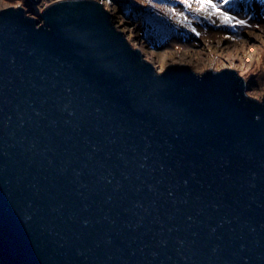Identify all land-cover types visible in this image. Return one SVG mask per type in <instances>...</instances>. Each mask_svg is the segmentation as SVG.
I'll list each match as a JSON object with an SVG mask.
<instances>
[{
    "label": "water",
    "instance_id": "water-1",
    "mask_svg": "<svg viewBox=\"0 0 264 264\" xmlns=\"http://www.w3.org/2000/svg\"><path fill=\"white\" fill-rule=\"evenodd\" d=\"M39 17L0 8V264H264V97L106 0Z\"/></svg>",
    "mask_w": 264,
    "mask_h": 264
},
{
    "label": "rangeland",
    "instance_id": "rangeland-1",
    "mask_svg": "<svg viewBox=\"0 0 264 264\" xmlns=\"http://www.w3.org/2000/svg\"><path fill=\"white\" fill-rule=\"evenodd\" d=\"M55 1L58 0H36L32 10L39 17L45 7ZM170 1L173 4H159L166 12V16H159L169 22L166 25L169 29L160 30V40L153 43L143 39L134 22L128 21L111 0H106L158 65L233 70L243 78V91L261 101L264 83L253 86L254 79L264 76V20L258 19L259 12L250 22L240 15V10L223 5L221 10L247 21L243 27H232L221 24L218 17L206 18L192 12L181 0ZM192 2L195 7L194 0ZM16 7L26 8L19 0H0V8ZM169 8L174 11L169 12ZM39 19L42 21L41 17Z\"/></svg>",
    "mask_w": 264,
    "mask_h": 264
},
{
    "label": "trees",
    "instance_id": "trees-1",
    "mask_svg": "<svg viewBox=\"0 0 264 264\" xmlns=\"http://www.w3.org/2000/svg\"><path fill=\"white\" fill-rule=\"evenodd\" d=\"M19 1H22V4L31 12L32 4L36 0ZM111 1L117 6V9H119L123 16L128 19V21L134 22L142 38L147 41L151 40L150 42L156 43L160 40L161 32L169 29V25L166 26L167 24H169V22L159 16H166V12L162 10V7H160L159 4H161L162 2L173 4V2L170 0ZM226 5L235 7L236 11L240 10V15L244 16L250 22L256 16L254 14L257 12H259L258 19L264 20V0H229L228 4ZM167 17H170V15H168ZM260 83H264L263 75L262 78L259 77L257 79H254L253 86H258Z\"/></svg>",
    "mask_w": 264,
    "mask_h": 264
},
{
    "label": "snow or ice",
    "instance_id": "snow-or-ice-1",
    "mask_svg": "<svg viewBox=\"0 0 264 264\" xmlns=\"http://www.w3.org/2000/svg\"><path fill=\"white\" fill-rule=\"evenodd\" d=\"M194 2L195 7H193L192 0H181V3L192 12L203 14L206 18L218 17L221 24L232 27H236L237 25L243 27L247 24L246 20L237 19L236 16L230 15L228 11L221 10L223 5L228 4L229 0H218V2H214V0H194ZM168 11L173 12L174 10L169 8Z\"/></svg>",
    "mask_w": 264,
    "mask_h": 264
}]
</instances>
